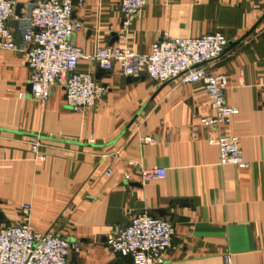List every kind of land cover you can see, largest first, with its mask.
I'll list each match as a JSON object with an SVG mask.
<instances>
[{
	"label": "crops",
	"instance_id": "obj_1",
	"mask_svg": "<svg viewBox=\"0 0 264 264\" xmlns=\"http://www.w3.org/2000/svg\"><path fill=\"white\" fill-rule=\"evenodd\" d=\"M16 1L14 28L32 0ZM75 15L83 27L73 41L86 53L111 44L147 53L166 36L222 30L229 44L207 67L228 78L225 100L239 112L221 128L239 138L249 165L219 164L200 124L212 114L201 82H128L116 66L100 79L107 90L97 105L76 111L59 83L48 101L21 97L31 91L25 47L0 49V228L30 204L34 229L81 243L71 264H132L106 241L148 212L176 226L163 264H225V255L264 264V0H149L123 39L119 0H86ZM97 66L81 60L78 68ZM36 139L43 161L32 152ZM154 168L165 175L143 177Z\"/></svg>",
	"mask_w": 264,
	"mask_h": 264
},
{
	"label": "built area",
	"instance_id": "obj_2",
	"mask_svg": "<svg viewBox=\"0 0 264 264\" xmlns=\"http://www.w3.org/2000/svg\"><path fill=\"white\" fill-rule=\"evenodd\" d=\"M149 0H119L122 14L123 39L130 31L134 19ZM86 0H32L26 21L18 25L24 30L27 63L32 69L30 93L20 96L35 101H48L52 86L63 85L67 105L76 111L94 107L104 97L107 87L95 78L92 71L79 70L81 60L98 64L104 69L116 66L122 76H147L153 81L165 83L204 84L210 98L211 115L200 118L208 140L219 150L220 165H249L245 159L239 138L227 134L221 127L239 112L226 103L224 92L228 78L208 70L207 65L218 60L225 52L228 39L222 30L197 37H164L156 41L147 53H138L130 47L116 44L98 47L86 53L74 44L75 34L83 23L75 15L76 5ZM16 0H0V49L19 48L15 40L16 28L10 21L16 15ZM19 17V16H17ZM197 137L198 134L193 132ZM146 141H153L147 137ZM43 143L36 139L32 152L36 160L43 161L47 154L41 151ZM163 168L143 172V177H163ZM125 178L130 179V175ZM31 205L22 206L19 222L0 228V264H71V255L81 250L79 241H71L51 231H39L31 222ZM176 226L165 217L148 212L135 215L129 223L119 226L107 238L110 251L116 256L131 257L132 264H163L165 255L173 248ZM225 264H232L225 255Z\"/></svg>",
	"mask_w": 264,
	"mask_h": 264
},
{
	"label": "water",
	"instance_id": "obj_3",
	"mask_svg": "<svg viewBox=\"0 0 264 264\" xmlns=\"http://www.w3.org/2000/svg\"><path fill=\"white\" fill-rule=\"evenodd\" d=\"M23 8V5L22 4H18L17 7H16V15L17 16H21V9ZM15 40L17 42V44L19 46H22L24 44V30L20 27H16V30H15ZM238 42L236 43H231V45H235L237 44ZM110 72V70L108 69H104L102 68L101 66H97L96 68V71H95V78L97 80H100L101 78H103L105 75H107L108 73ZM145 76H128L127 77V81L128 82H132V81H136V80H139V79H144ZM28 87L29 89L31 90V87H32V84L31 82L28 83ZM2 216V214L0 213V217ZM2 221V219L0 218V222Z\"/></svg>",
	"mask_w": 264,
	"mask_h": 264
}]
</instances>
